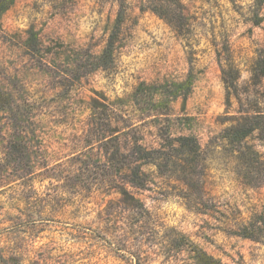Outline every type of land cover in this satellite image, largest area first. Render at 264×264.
I'll list each match as a JSON object with an SVG mask.
<instances>
[{
  "label": "rangeland",
  "instance_id": "1",
  "mask_svg": "<svg viewBox=\"0 0 264 264\" xmlns=\"http://www.w3.org/2000/svg\"><path fill=\"white\" fill-rule=\"evenodd\" d=\"M182 2L179 31L143 0H12L3 13L1 264H195L194 246L264 264V183L215 141L230 114L264 111V0ZM169 134L205 151L191 184L181 165L150 163ZM248 144L264 159L262 134ZM138 167L145 188L124 184Z\"/></svg>",
  "mask_w": 264,
  "mask_h": 264
},
{
  "label": "trees",
  "instance_id": "2",
  "mask_svg": "<svg viewBox=\"0 0 264 264\" xmlns=\"http://www.w3.org/2000/svg\"><path fill=\"white\" fill-rule=\"evenodd\" d=\"M143 1L145 9L147 8L154 12L157 16L165 20L174 30L179 31L186 25L187 17L182 0ZM11 2L12 0H0V19ZM184 85L187 87L190 86L191 80L186 81V83L182 84L180 87ZM2 95L3 91L0 88V100H2ZM237 97L241 103V98H239V96ZM227 103L228 105L231 104V95L229 92ZM226 121H229V126L215 138L217 146L222 150H228L227 159L229 163L231 165L234 164L240 171H244L240 178L245 180L248 179L249 185H260L264 183V159H262L257 150L248 144L250 136L256 133L264 136V111H251L240 108L236 113L230 114ZM163 138L167 140L169 145L168 148L170 149L162 145L155 150L158 155L156 160L150 163L155 164L157 168L162 170L164 167L169 168L175 167V165H181V172L184 173V175L179 179H182L185 184H191L192 180L195 179L194 177H196L193 175L192 171L198 167L200 156L205 151L201 148L194 136L181 135L178 138H174L169 134ZM106 152L109 153V150L106 149ZM146 176V173L143 171L140 172V167H138L132 176L128 175L126 177L127 180H125L124 184L145 188L148 185ZM115 179H117V177H110V181ZM122 193L126 196L128 195V191L124 187L122 188ZM124 203L129 209L141 208L143 211L147 212L143 205L138 207L136 204L138 201L133 196L124 200ZM144 227L145 230H147V226ZM256 227L257 226L251 223L245 225L244 229L248 230V232L243 233V235L252 239H257L253 234L255 229H257ZM192 255L195 264H223L220 260L207 254L197 246H194Z\"/></svg>",
  "mask_w": 264,
  "mask_h": 264
}]
</instances>
